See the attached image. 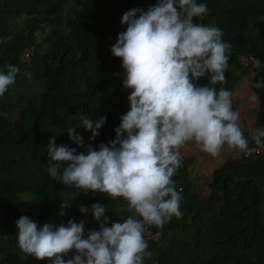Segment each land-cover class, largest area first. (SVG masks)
<instances>
[{"label": "trees", "instance_id": "1", "mask_svg": "<svg viewBox=\"0 0 264 264\" xmlns=\"http://www.w3.org/2000/svg\"><path fill=\"white\" fill-rule=\"evenodd\" d=\"M198 2L206 3L210 11L193 22L220 28L231 49L226 83L210 85L208 77L195 83L233 93L241 131L248 144H254L250 130L263 128L264 121V88L255 87L264 79V0ZM157 3L0 0V37L11 36L0 44V71L6 72L8 65L20 70L15 84L0 96V264L17 255L25 262L14 264H51L32 261L34 256L20 250L16 222L21 216H28L38 227L55 222L56 227L67 226L72 219L84 221L86 228L87 221L94 219L91 206L95 203L108 208L107 226L133 215L123 198L84 192L51 178L47 145L56 136L57 146L85 152L67 133L69 127L80 124L81 114L93 121L107 117L94 140L90 131L76 128L86 146L99 150L101 143L115 139L120 117L130 110L131 89L123 86L122 59L112 54L111 47L118 34L126 31L127 25L121 24L124 13L135 8L147 11ZM47 29V40L38 42V31L43 34ZM27 47L33 50L30 65L21 61ZM243 53L257 57L260 68L242 65ZM33 74L37 85L31 80ZM247 76H253L249 93L239 95V83ZM254 93L258 95L255 102L251 100ZM180 154L182 167L172 179L182 197L183 215L173 217L163 228L154 227L162 235L160 240L144 235L147 251L153 253L145 256L144 264H264V155L247 156L225 144L214 157L194 141L182 146ZM81 206L89 212L81 213ZM60 211L66 214L61 216ZM84 230L87 238L89 231L100 230V223Z\"/></svg>", "mask_w": 264, "mask_h": 264}, {"label": "clouds", "instance_id": "2", "mask_svg": "<svg viewBox=\"0 0 264 264\" xmlns=\"http://www.w3.org/2000/svg\"><path fill=\"white\" fill-rule=\"evenodd\" d=\"M209 11L198 0H158L147 11L135 8L123 14L121 24L127 28L118 34L111 52L122 59L123 86L131 89L130 110L120 117L115 139L101 143L99 150L86 146L76 128L90 131L94 140L107 117L93 121L81 114L80 124L69 127L67 133L86 151L57 146L52 136L47 154L51 178L84 192L123 198L133 215L107 226L108 208L95 203L91 212L100 230L89 231L87 238L84 221L70 219L67 226L45 223L38 227L28 216H21L16 226L22 252L51 264H144L145 256L153 255L147 251L146 225L163 228L173 217L183 215L182 197L172 179L182 167L180 148L194 141L214 157L225 144L247 149L239 112L233 110V93L195 83L204 77L210 85L227 82L231 44L223 40L217 26L193 22ZM254 64L261 66L259 60ZM19 71L14 65L0 71V96L15 84ZM255 87L264 88V79ZM251 100L257 101L258 95L254 93ZM249 134L260 144L264 128H253ZM79 210L89 212L86 206ZM65 214L60 211L61 216Z\"/></svg>", "mask_w": 264, "mask_h": 264}, {"label": "built area", "instance_id": "3", "mask_svg": "<svg viewBox=\"0 0 264 264\" xmlns=\"http://www.w3.org/2000/svg\"><path fill=\"white\" fill-rule=\"evenodd\" d=\"M10 38L11 36L0 37V44L5 40H9ZM32 55H33V50L30 49L29 47L25 48L21 55V61L24 64L30 65L32 63ZM254 60H259V59L249 53H243L239 56V62L244 66H249L254 64ZM240 152L246 154L247 156L264 155V140H261L260 144H256V143L250 145L248 144L247 149L245 151H240ZM154 227L155 226L146 225V231L144 235L149 240H160L162 238V235L160 232H155Z\"/></svg>", "mask_w": 264, "mask_h": 264}, {"label": "rangeland", "instance_id": "4", "mask_svg": "<svg viewBox=\"0 0 264 264\" xmlns=\"http://www.w3.org/2000/svg\"><path fill=\"white\" fill-rule=\"evenodd\" d=\"M250 79V78H249ZM31 80L33 81V83L35 84V85H37V83H36V75L35 74H33L32 76H31ZM248 78H246V79H244L242 82H241V92L242 93H249V89L247 88V86H248ZM22 107V106H21ZM17 116V117H16ZM15 117H13V119H17L18 118V115H16ZM218 164V162H216L215 164H214V166H216ZM204 183H205V181H204ZM56 223L57 222H55V226H56ZM85 233H87V231H85ZM14 258V259H13ZM24 258L22 257V256H16V257H12V258H8V259H4L3 261H1L2 263H4V264H14V263H23V262H25L24 260H23ZM32 261H35V262H38V260L37 259H32Z\"/></svg>", "mask_w": 264, "mask_h": 264}, {"label": "crops", "instance_id": "5", "mask_svg": "<svg viewBox=\"0 0 264 264\" xmlns=\"http://www.w3.org/2000/svg\"><path fill=\"white\" fill-rule=\"evenodd\" d=\"M50 33V30H46L45 31V33H43L42 34V32L41 31H38V42H43V41H46L47 40V34H49ZM46 47H48V45L46 44L45 45V48ZM246 78H248V83L252 80V78H253V76H247V77H245L244 79H246ZM250 78V79H249ZM243 79V80H244ZM243 80H241V82L243 81ZM241 82L239 83V92H238V94L239 95H244L245 93H242L241 92ZM264 120V119H263ZM263 128H264V121H263ZM90 221V222H89ZM96 220L95 219H89L88 221H87V226H86V228L85 229H88L89 227H91V226H94V223H97V222H95ZM90 224H93V225H90Z\"/></svg>", "mask_w": 264, "mask_h": 264}]
</instances>
